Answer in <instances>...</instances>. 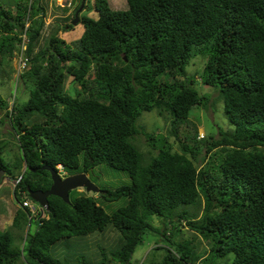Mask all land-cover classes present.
Listing matches in <instances>:
<instances>
[{"label":"trees","instance_id":"16d2710c","mask_svg":"<svg viewBox=\"0 0 264 264\" xmlns=\"http://www.w3.org/2000/svg\"><path fill=\"white\" fill-rule=\"evenodd\" d=\"M126 3L115 10L94 0L97 18L83 16L81 35L67 42L58 29L43 36L41 0H0V65L27 39L20 77L28 98L9 105L0 96V134L7 120L18 149L5 160L10 142L0 137V168L14 176L15 196L27 187L49 188L45 164L86 173L105 165L129 177L113 188L95 187L97 196L72 190L69 202L48 196L47 217L32 231V219L19 209L12 226L21 235L0 228V264H89L85 256L60 260L51 248L108 226L121 237L96 264H136V246L156 231L166 244L153 246L147 258L164 249L157 264H264V0ZM195 55L205 57L203 68L187 75ZM10 72L0 67V79ZM67 76L79 85L73 95ZM197 83L215 88L211 102ZM220 102L233 128L197 141L192 109ZM144 111L169 120V128L146 131ZM188 124L200 150L180 133ZM152 216L168 223L159 229ZM183 221L193 237L209 242L199 261L190 241L175 239Z\"/></svg>","mask_w":264,"mask_h":264},{"label":"rangeland","instance_id":"374dc122","mask_svg":"<svg viewBox=\"0 0 264 264\" xmlns=\"http://www.w3.org/2000/svg\"><path fill=\"white\" fill-rule=\"evenodd\" d=\"M44 9H45V15L44 16V23L45 27L43 29V36L47 37L51 31H55L58 29L57 33L60 38H64L67 42H71L72 40L78 38L82 31H83V23L82 21H79L75 24L73 23V20L70 21L71 14L73 10L78 6V8L84 3V7L79 12V20L82 19L83 16H87L90 18H97L98 13L95 11L94 8V0H41ZM109 6L112 9L118 10V9H127L128 5L126 3V0H107ZM64 7V8H63ZM71 23L73 25V29H66L64 30L63 26L65 23ZM24 46L27 42V39H25ZM42 45V40H39L38 47ZM19 52L17 50L13 51V54L11 56L6 55V59L8 61V64H1L0 67L5 68V70L9 71L10 69L12 72L9 73V75L3 76V79H0V96L5 98L9 105H11L12 100L14 97L19 99L20 101L26 100L28 98V90L25 87L22 78L20 77V74L23 69L19 70ZM202 56H192L190 59V62L186 66V72L187 75H192L195 73V70H199L203 68L202 63L205 62L206 59ZM199 87H202L200 91L202 93H205L207 97L210 99V102L212 99H214V95L217 93L213 92L214 87L206 86V85H198ZM79 87V85L76 83L75 79L72 76H67L66 78V89L70 94H74L75 88ZM219 103V102H218ZM217 103V104H218ZM215 108L209 107L207 110H204L203 108H195L192 109L193 113H195L194 116H190L189 119L195 123L196 130H197V137L196 140H203L208 138L207 135L209 133L217 134V128H222L223 130H230L233 128V125H231L224 114V104L222 102V106L217 105ZM213 109V111H212ZM214 112V113H213ZM213 115V122L212 117ZM140 123L144 126L146 131H152L156 130L157 127H164L169 128L170 121L165 120L161 116H158L154 111H144L140 117ZM186 129V130H185ZM185 129L182 127L180 130V133L182 136H185L189 138L191 141L185 139L188 142V145L191 147H194L197 150L201 149L200 143H197L195 140L193 141V126L191 124H188ZM10 130L9 122L6 120L5 123L1 126V139H8L9 141V149H6L4 153V159L9 161L10 159L14 160V156L18 154L17 149V142L16 139H13L8 136V132ZM166 132V131H165ZM200 132H204L205 136L204 138H199L198 135ZM207 134V135H206ZM170 142L174 144L175 149H179L177 143L175 142L174 137H170ZM141 142L143 143L142 148H145V138L141 137ZM24 165L21 169L23 171ZM5 170V169H4ZM64 171H66L67 175H72L75 173L82 172V167L79 166L78 168H64ZM60 170V173L63 175L64 171ZM13 172L11 176L14 174H20L16 170H11ZM6 172V170H5ZM86 173V172H84ZM8 174V172H6ZM26 177H28L27 173H24ZM89 180L95 185V187H107V188H113L116 185H120L123 183L129 182V177L127 176L126 172L119 171L112 169L110 167H107L105 165H97L94 166L92 169H90L86 173ZM9 176V175H8ZM65 177V176H64ZM6 183H4L2 186H0V218L3 220L0 223V227L2 228H8L10 222L9 219L11 218L12 214H16L19 210L18 204H21L22 197L20 195L13 197V185L16 182L14 176L11 177L9 180H5ZM77 191L72 190L70 192V195H73L75 193H87L88 191L84 188H77ZM90 195L97 196L98 193H95L94 191H89ZM122 201L120 200L117 205H121ZM34 207H37L38 204L36 202L33 203ZM113 207V206H112ZM32 211V210H31ZM28 222V219H27ZM149 222L153 224L154 226H157L159 229L161 227H164L168 223V221H165L163 218L158 216H152L149 219ZM28 226V224H27ZM182 228L179 235L175 237L177 241H184L188 240L194 246L195 248V255L193 258L196 261H199L201 258H203L207 252L209 251V242L200 236L193 237L191 231L187 229V226H185L184 221L182 222ZM36 227V221L32 220L31 223V231L34 230ZM169 232V231H168ZM17 235H21V232H16ZM121 237L120 233L117 232L113 227L108 226L105 228L103 232H94L91 235H88L86 237L82 238H76V239H67L62 240L58 243H56L54 246H52V252L55 254L60 260L65 259V257L69 258L70 261H75L80 256H85L89 264H96L100 258L102 257V251H106V254H108L109 249L112 247H116L119 238ZM164 237H162V233L157 231L155 233L149 232L148 235L144 238V240L136 246V249L134 253L132 254V261L136 264H157L161 257L163 256L164 249L156 252L155 256H149L147 258V255L149 251L152 249L153 246L162 244L165 245L166 242L163 241ZM27 242V241H23ZM156 242H159L158 244ZM147 258V259H146ZM108 261L112 262L109 257L107 258ZM154 261V262H153ZM198 263V262H197Z\"/></svg>","mask_w":264,"mask_h":264},{"label":"water","instance_id":"95a60500","mask_svg":"<svg viewBox=\"0 0 264 264\" xmlns=\"http://www.w3.org/2000/svg\"><path fill=\"white\" fill-rule=\"evenodd\" d=\"M84 7V3L76 10L74 13V20L72 24L79 22V12ZM44 170H48L51 175V185L50 187L43 190H31L27 187V192L29 196L41 206L47 207V198L50 195L57 196L65 202H69V192L70 190L76 189L78 187L86 188L87 190H94L95 185L89 180L84 172L68 175L64 178H61L56 170L50 165H43L41 167ZM5 178V172L0 168V181Z\"/></svg>","mask_w":264,"mask_h":264},{"label":"clouds","instance_id":"9594fccd","mask_svg":"<svg viewBox=\"0 0 264 264\" xmlns=\"http://www.w3.org/2000/svg\"><path fill=\"white\" fill-rule=\"evenodd\" d=\"M23 36H25V35H23ZM23 39H24V37H23ZM25 39H26V37H25ZM22 42H23V40H22ZM21 45V44H20ZM26 45V44H25ZM20 47V46H19ZM26 49V48H25ZM19 51H20V49H19ZM18 51V52H19ZM20 53V52H19ZM24 54H25V51H24ZM18 69H19V67H18ZM21 69H23V68H21ZM21 69H19V70H21ZM220 104H222L221 102H220ZM213 111V110H212ZM214 113V112H213ZM211 119H213V115H212V117H211ZM213 122V121H212ZM217 128V131H218V127H216ZM205 133L204 132H200L199 133V135H198V137L199 138H204V135ZM207 135V134H206ZM212 135H216V134H212ZM207 137H208V135H207ZM53 167V166H52ZM55 170H56V172H57V174L61 177V178H64V176L66 177V176H68L67 174V172L66 171H64L63 169H64V167H63V165L62 164H57V165H55L54 167H53ZM24 169H25V165H24ZM23 169V170H24ZM60 170H63L64 171V174L62 175L61 173H60ZM48 171V170H47ZM49 172V171H48ZM80 173H82V172H80ZM49 174H50V172H49ZM76 174H78V173H76ZM86 174V173H85ZM73 175V174H72ZM87 176V175H86ZM9 180L10 179V177L8 178H4V179H2L1 181H0V186H2L4 183H6L5 182V180ZM50 179H51V175H50ZM15 185H16V182L14 183V187H13V189L15 188ZM79 188V187H78ZM81 188H83V187H81ZM77 189V188H76ZM85 190H87L86 188H84ZM31 190H33V189H31ZM36 190H41V189H36ZM43 191H45V190H43ZM87 191H91V190H87ZM19 195L22 197V202H21V204H18V207H19V209H24L25 210V212L27 213V216H28V219H29V221H30V219H32V220H34V221H36V226H38L39 225V219L40 218H43V217H47V215H46V210L48 209V198H47V207H45V206H41L38 202H36V201H34L30 196H29V194H28V192H27V189L26 190H22V191H20V193H19ZM13 197H15L16 198V196H15V194H14V192H13ZM24 201H28L29 203H30V205L33 207V211H31V209L28 207V206H26V205H24ZM34 202H36L37 204H38V206L37 207H34L33 206V203ZM26 209H27V211H26ZM1 213V212H0ZM13 217H14V214H12V216H11V218L9 219V222H10V224H9V226H8V228H1V230H2V232H4V231H7V230H12V231H14L15 233L16 232H20L17 228H15L14 226H12V221H13ZM3 220H1V218H0V223L2 222ZM28 227H29V225L28 226H26L24 229H23V231H22V234H23V236L25 237V234H26V231H27V229H28ZM36 228V227H35ZM19 242V241H18Z\"/></svg>","mask_w":264,"mask_h":264},{"label":"built area","instance_id":"2783aa9c","mask_svg":"<svg viewBox=\"0 0 264 264\" xmlns=\"http://www.w3.org/2000/svg\"><path fill=\"white\" fill-rule=\"evenodd\" d=\"M24 37V41H25V36ZM26 45L24 46V42H22V44L20 45V53H19V69L24 68L28 62V58L27 56L24 54ZM24 205L28 206L32 211H33V207L30 205V203L28 201H24Z\"/></svg>","mask_w":264,"mask_h":264},{"label":"flooded vegetation","instance_id":"af4514ba","mask_svg":"<svg viewBox=\"0 0 264 264\" xmlns=\"http://www.w3.org/2000/svg\"><path fill=\"white\" fill-rule=\"evenodd\" d=\"M76 174V173H75ZM51 185V184H50ZM50 187V186H49ZM48 188H46L45 190H47ZM42 190V189H41Z\"/></svg>","mask_w":264,"mask_h":264}]
</instances>
